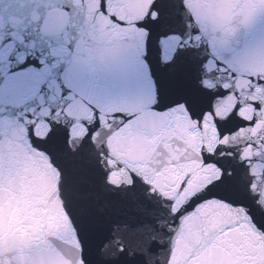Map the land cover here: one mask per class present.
Listing matches in <instances>:
<instances>
[{"label":"water","instance_id":"1","mask_svg":"<svg viewBox=\"0 0 264 264\" xmlns=\"http://www.w3.org/2000/svg\"><path fill=\"white\" fill-rule=\"evenodd\" d=\"M155 2L122 0L117 7L109 0L110 15L127 21L120 27L99 12L100 0H0V41L22 42L39 31L78 62L123 67L142 59L147 33L136 22ZM172 3L173 24L193 21L190 30L199 29L189 39L207 59L199 68L204 87L229 94L202 123L184 105L155 110L146 65L138 88L93 82L66 100L58 90L0 94V264H84L82 231L88 264H264V230L238 206L264 212V0ZM57 105L63 112L51 119L70 130V139L49 154L33 144L29 128L46 138V118ZM238 105L239 117L254 127L230 131L233 121L221 139L215 120L223 124ZM120 113L135 119L119 127ZM97 119L100 128L90 136ZM218 148L234 154L224 157L232 159L233 175L226 190L207 195L224 199L206 200L195 219L186 216L171 228L172 213L221 180L220 170L201 157ZM135 179L142 181L140 199L157 209L155 218L139 216L125 197ZM121 243L125 254L117 251Z\"/></svg>","mask_w":264,"mask_h":264},{"label":"snow or ice","instance_id":"2","mask_svg":"<svg viewBox=\"0 0 264 264\" xmlns=\"http://www.w3.org/2000/svg\"><path fill=\"white\" fill-rule=\"evenodd\" d=\"M121 2L122 0H114L117 7ZM84 3L85 0H80L81 5ZM109 7V0H100L99 12L104 16H109L112 24L124 27L127 21L115 12L110 15ZM173 7L172 0H156L152 8V12L156 13L155 17L150 12L144 20L136 22V27L147 33L143 56L142 59L137 57L128 61L123 67L106 66L97 69L82 61L78 62L73 58L71 51L67 55H62L59 45L43 38V34L39 31L28 36L22 42L14 41L11 36L6 37L0 41V94L41 92L51 95L58 90L60 99L66 100L74 88L87 87L93 82L130 83L138 88L142 84L144 66L146 65L147 74L156 89L155 110L166 111L178 105H184L191 118L202 123L206 115L213 113V103L229 93L226 89L212 90L204 87L199 68L207 63V59L200 58L199 51L192 48V41L189 39V34L198 36L199 29L190 30V24L193 21L182 27L173 24ZM71 11V7H64L65 13ZM71 48L70 44L69 49L71 50ZM218 67H223V65L218 62ZM259 83L264 84V80ZM66 106L67 103L63 107ZM63 107L57 105L52 109L51 115L46 118V122L51 128L46 138L41 139L35 135L34 125L29 128L33 144L49 154L57 149L61 140L67 144L70 139V130L58 121L51 119V116L56 115L57 110L63 112ZM239 107L238 105L223 124L219 119L215 120L221 139L224 135L230 134V131H238L240 127H254V121L245 122L239 117ZM254 107L260 110L261 105L255 103ZM96 114L98 117V110ZM34 118V115H29V119ZM114 119L121 121L119 127H124L135 119V115L129 116L120 113L116 114ZM233 121H237L236 127L230 131L227 130L226 125ZM99 128L100 122L97 119L95 127L90 129V136ZM233 155L225 148H218L213 153L202 152L201 157L204 164L215 165L220 170L222 178L208 186L204 193H198L193 197L181 211L172 213V219L168 221L171 228H177L186 216L195 219L196 216L193 214L197 213L199 206L206 200L224 199V197L209 196L207 193L214 188L226 190L229 187V178L233 175V162L232 159L224 157ZM245 167L250 171L247 165ZM141 185L142 181L135 179L132 184L127 186L125 197L132 206V210L139 216L155 218L157 209L150 207L140 199ZM183 187L184 185H182ZM225 202L232 203L230 200ZM238 206L247 207L248 215L260 229L264 230V212L257 213L246 205ZM169 207L171 208V204ZM172 235H175V232ZM79 239L83 248L82 259L84 264H88L86 232L82 231ZM117 251L121 254L126 253L122 243L119 244ZM171 259L170 256L169 260L171 261Z\"/></svg>","mask_w":264,"mask_h":264}]
</instances>
